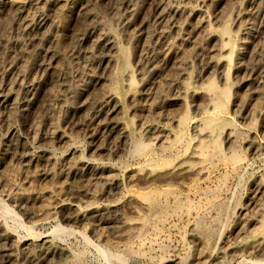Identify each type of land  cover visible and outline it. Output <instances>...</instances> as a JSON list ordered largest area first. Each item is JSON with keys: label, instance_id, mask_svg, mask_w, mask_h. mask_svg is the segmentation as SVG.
<instances>
[{"label": "bare ground", "instance_id": "obj_1", "mask_svg": "<svg viewBox=\"0 0 264 264\" xmlns=\"http://www.w3.org/2000/svg\"><path fill=\"white\" fill-rule=\"evenodd\" d=\"M101 1L103 0H0V51L13 46L19 48V53H21L19 54L21 55L20 58L10 60L9 65H5L7 66L6 71L3 70L2 73L0 72V82L1 79L3 81L0 84V107L10 111L14 106L24 102L21 115L22 119L24 120L26 116L33 117L34 119L37 111H39H36L37 108H34L37 96H40L45 91L47 83H50L53 85V90L48 91V95H46V97L48 96V100L46 98L47 102L44 103V108L52 116L53 109L51 102L52 100H57L59 97L61 99L59 87L61 86L60 82L64 81L62 86L72 94V100H69L70 105L67 107L72 115L77 114L79 110L78 104H80L79 100H83L81 103L82 107L90 111L82 119V123H88L89 121L90 123H98V125L104 128L103 130L109 131L110 136H118V139L128 149L129 156L138 161L135 168L137 173H145L150 178L161 173H166L169 177L167 179L162 178L165 180L163 185L157 186L151 183L149 185L146 184L147 187L143 189H130L128 191V195L131 198L128 205L131 207L132 214H134L133 218H129L122 213V210L127 205L124 206L121 201H105L103 199L104 202H98L99 195H102V197L105 195L110 196L113 191L122 189V180L115 174V165L105 163L104 161L103 163L94 164L91 170L85 172L83 169L84 165L82 164L84 155L80 153L78 160H69L67 162V176L80 175L82 177L86 174L100 182L102 181V187L99 186L100 190L98 191L94 189L95 192L92 191L93 193L84 185L83 187H69L72 190V194L76 197L81 196L83 193L89 196L88 198H90L91 202L86 206L75 203L74 198H56V196H64L66 186H56L63 171L58 169L60 162L55 158L56 155L54 156L53 144L55 142L63 143L66 146L67 152H71L73 155L79 150H76L77 148L75 146L77 145V141L75 138L60 130L59 124L56 121L51 122L53 119H50L52 123L51 132L44 138H41L42 136L39 134L38 124L33 128L35 141L39 142V140L44 139L45 142L47 141L49 143V148L45 146L46 148L40 149L37 155L33 153V155L25 153L23 156L20 155L22 158L20 160L24 164V171L20 172L19 169V171H15L16 174H23L24 172V175H26L25 171L29 173V170L34 167V171L32 170L33 173H27L25 177L26 185L28 186L27 189L17 193L8 190L12 173L9 172L7 174L3 171L4 168L0 170V189L9 200L20 204V206L22 205L26 210V214H39V218L42 220L45 219V221L51 218L55 211L73 209L74 218H71L78 221H84L90 211L95 212L101 221L111 222V224L113 223L115 225L116 235L118 234L121 240V244L116 247H120L121 252L128 253V255L140 253L143 246L147 243L159 244L160 249L165 252L166 245L164 247L157 240L162 226L174 220L186 218L188 220L186 224L194 222V231H196L198 236L197 240L202 244L201 247L208 252L211 242L209 237L215 232L216 227H224L225 217L228 215L226 213L227 215L225 216V212L227 211H225L226 200H224V196L230 193V181L240 176L242 169L249 162L244 150V144L248 145L246 150L248 148L249 151L254 153H259L260 150L264 149V136L262 140H257L250 130L248 134L252 139L247 142L244 138L246 133L236 123L234 117H229V102H231V95L234 89L240 91L243 89V86L255 84H258L257 86H264V0H236V2L233 0H220V2L218 0H203V6L202 3L201 5L199 4L202 6L200 8L194 5L195 2L193 6L187 0H113L115 8H112L116 12L121 7H125L124 9L130 13L128 19H124L125 23L123 27L126 30H131V28L135 30L132 29L133 33L128 35L129 39L132 44L136 46L140 45L143 52L150 51L153 48V42L156 43L162 40L168 42V38H171L170 35L173 34L168 29H176L175 31L178 32V36H176L178 40L176 42H168L160 56L153 55L151 57L153 61L150 67L151 69L147 73H143L142 78L139 79L140 86L135 90H131L136 84L133 75V64H131L130 52L132 51H129L131 49L128 50L120 43L118 31L101 17V14L104 13L107 15L109 11V9L100 10L98 8ZM239 1L245 2L247 8L244 7L245 11L239 15L238 24L240 31L234 33L231 31L226 17L232 9L234 11V6ZM219 3H224L225 6L220 10L221 17L215 15L216 11L219 10ZM150 10L155 11V19L163 27L161 29L162 31L159 29L161 31H159V34L151 33L147 29L146 18L144 17L148 15ZM135 18L140 22V25L134 21ZM217 18L218 20L220 19L219 22H223L221 29H215L212 25V21L213 23L218 21ZM212 19L216 20L214 21ZM257 24L260 25L258 31L255 30ZM17 26L22 29L24 37L27 38L25 40H29L32 44L33 48L31 47V49L34 50H32L33 53H28L26 46H24V41L19 40V35L18 37L15 35V38L13 37L14 39L10 38L11 35L17 32H15ZM188 29H190V33ZM144 30H148V33L146 34ZM138 32H142V36L144 34L146 35L142 38L137 34ZM178 44L180 46L183 45L184 48L188 45L189 48L187 46L185 49L180 50ZM205 45H212L211 48L213 50H209L210 52L206 51L208 56L205 55L206 57L202 62L204 65L203 73L206 75V72H208L211 75L209 76L213 78L206 79L209 82L204 86V91H199L190 87L192 76L187 71H189L188 68L190 67L191 59L201 57L206 53ZM79 46L86 47L84 54L87 53V56L92 55L95 51L97 53L99 51L101 55L103 54L104 58L102 61H99L100 63L97 66V68L99 67L102 70V73H100L102 74L101 78L94 76L92 72H89L90 70H81L82 81L75 86L70 83V77L68 76L69 73L72 74L75 70L74 56L77 55L75 49ZM40 53L46 55L45 60L41 59ZM1 54L0 62L2 61ZM45 55L43 56L44 58ZM159 58L162 59V65L158 61ZM38 71H41L42 75L44 73L46 78H49V80L47 79L49 82H41L35 79L34 76ZM64 72L67 76L65 79L62 78ZM11 73H15L14 78H10V81L4 82ZM140 73L142 74V72ZM256 76L260 79L257 78L254 80L253 77ZM215 78L220 79L222 84H218L220 81L217 83ZM155 80L158 84L166 85L172 83L180 85V95L175 100L185 102V112L178 119L175 116L176 119H172L171 123H168L169 125L167 126L143 125L142 130L148 136L145 140L134 129L131 121H125V108L123 105L125 97L121 93V87L128 84L131 88L128 93V99L133 104V108H136V103L140 104V101L151 97L154 92L152 82H155ZM257 95L261 96L259 92ZM196 100L202 101L208 106V110L205 111V109V112H202V117L198 119L191 116V110L188 106L189 103L195 102ZM235 106L234 109L237 108V111H240V113L246 112L247 114V111H249L245 99L237 102ZM237 111L236 113H238ZM82 113L84 114V112ZM36 118L35 120L38 119ZM24 141L23 138L17 136L13 131L9 132V139L6 141L2 140L0 136V165L3 159L6 160L10 150L16 151L17 153L21 149L24 150L26 143ZM39 164L45 165V168L39 170ZM120 164L126 165L125 162ZM5 170L7 171V169ZM41 177L50 180L51 186H45L40 192H34L32 190L33 185L41 181ZM160 184L162 183L160 182ZM252 185L246 204L239 207V215H237L240 220L239 223L237 222L238 224L234 228L235 230L232 229L235 232V240L234 242L228 241L229 250H240L247 244L245 248H252L256 253L263 252L264 177ZM69 188L68 191L70 190ZM55 194L56 196H54ZM2 214L15 216L14 212L8 205L2 202L1 198L0 216ZM16 215L18 216V214ZM253 225H260L258 226L257 232L261 236L254 235L256 238L251 241L244 240V237L241 238L242 233H249L248 230ZM184 226L183 229L186 228ZM7 229V225L5 226V224L0 223V254L9 256L10 261L8 260L7 262L14 264L15 260L13 261L12 248L5 247L6 244L9 245V243H12L14 233L12 234ZM63 230L64 234H67L65 233L67 229H63L60 225V227L55 228L53 234L56 235V233L63 232ZM72 231L69 232L72 233ZM77 233L79 232L77 231ZM40 236L42 235H39L40 243L38 245L40 248V257L36 258L30 255L29 264H60L65 259V250L63 248L53 247L47 236ZM54 239L56 238L54 237ZM182 240L184 242L186 240V234L184 232ZM134 244L138 246L136 250L134 249ZM99 251L104 257H107L105 250L99 249ZM187 251L189 252L188 249ZM201 253L205 254L204 251L200 252L199 258H203L204 256ZM185 260L182 258L179 263L184 264Z\"/></svg>", "mask_w": 264, "mask_h": 264}, {"label": "rangeland", "instance_id": "obj_2", "mask_svg": "<svg viewBox=\"0 0 264 264\" xmlns=\"http://www.w3.org/2000/svg\"><path fill=\"white\" fill-rule=\"evenodd\" d=\"M187 1H190L191 5H193V3L195 2L194 5L197 8H200L203 6V2H202L203 0H187ZM218 1L220 2V0H218ZM233 1L236 2V0H233ZM201 3H202V6H200ZM219 4H220L219 10L216 11L215 15L221 17L220 10L224 6V3H219ZM237 4H238V6H237ZM237 4L234 6V11L238 7L239 8L235 12L232 9L226 17L228 19L229 24H230L229 27H230L231 31L234 33H238L240 31L239 30V24H238L239 15L245 11L244 7L247 8L245 2L239 1ZM112 7L115 8L113 0H103L100 2L98 8L100 10H104V9L108 10L109 9L110 12L108 11V14H107L108 16L103 13L104 15L101 14V17L104 18L105 21L110 26H112L114 29H116L118 31V34L120 37V43L125 48H127L128 50L131 49L129 51H132V52H130L131 53V60H132L131 64H133V67H132L133 72H134L133 75H134V79L136 82L135 87L134 86L132 87L133 89H131L128 86V84L121 87V93H122L123 97H125L123 100V105L125 108V117L124 118H125V121L126 120L131 121L132 124L134 125V129L137 131V133L142 135L143 138L146 140L148 138V136H146L145 132H143V130H142L143 125L144 126H151L153 124V125H157V126L162 125V127L167 126L171 123L172 119H176V117L178 119L180 116H182L184 114L185 102L182 100H181L182 102L175 100L176 97H178L180 95V90H179L180 85L168 83V84H166L167 85L166 86L165 84H158L156 80H155V82L153 81L152 82V84H153L152 88L154 87L153 88L154 92L151 95V97H149L150 99L147 98L148 100L147 99L142 100V101H140L141 103L138 101L140 104L136 103L135 104L136 108H133V104L128 99V93L130 92V89L135 90V89L139 88V86H140V83H139L140 80L139 79L142 78L143 73L145 74L148 72L149 69H151L150 67L152 66V62H153L151 57L153 55H159L160 56V54L166 48V45L168 42H176L178 40V37H176V36H178V34H177L178 32L175 31L176 29H173V30L168 29L169 32L172 31L174 34V35L173 34L170 35L171 38H168V42H166L165 40L159 41L160 43L159 42H156V43L153 42L152 46L154 49L152 48L148 52L147 51L143 52L140 45L136 46L135 44H132V42L129 39L128 35L132 34L134 29L133 28H131V30L128 29L131 31L130 32V31L124 29V27H123V24L125 23L124 19L125 18L128 19L130 13H128L127 10L124 9L125 7H121L119 9L120 11L118 10L117 12ZM240 11H242V12H240ZM154 12H155L154 10H150L148 15H145L144 18H146L147 26L149 28L152 27L151 29H149L147 27L149 32H151V33L154 32L156 34L157 33L159 34L162 31L161 29H163V27L156 21ZM231 17H232V19H231ZM135 19H134V21L136 23H138V25H140V22H138L137 19L136 20ZM212 20H214V19H212ZM217 20H218V18H217ZM219 21H220V19L214 23L212 21V25L215 29H219V28L221 29L223 27V22H219ZM236 21H237V23H235ZM216 23H217V25H216ZM219 25H220V27H218ZM259 27H260V25L257 24L255 30L258 31ZM154 29H156V30H154ZM148 30L147 31L144 30L146 34L148 33ZM126 31H128V32H126ZM15 32L16 33L11 35L10 38L12 39L15 35H17L16 37H18V35H19V40H21L22 42L24 41L23 43H24V46H26L28 53L29 54L33 53L34 50L31 49V47L33 48V46L29 40H25L26 37H24V33H23L22 29L17 26ZM174 32H176V33H174ZM188 32L190 33V29H188ZM137 34H139L142 38H144L143 36L146 35V34H144L142 36V32H140V33L138 32ZM20 36H21V38H20ZM148 36H150V35H148ZM27 41H29V42L27 43ZM25 43H27V44L25 45ZM187 46L188 45H186L185 48ZM205 46H206V47H204L205 52L209 51V50L210 51L213 50V48H211L212 45H210V46L205 45ZM28 48H30V49H28ZM81 48H83V49H81ZM85 48H86L85 46H81V47L79 46V47H77V49H75L76 50L75 53L77 54L74 56L75 57V70L72 72V74L69 73V76H68V77H70L69 78L70 83L75 85V86L78 85L79 82L81 83V81H82L81 72L83 70L84 71L90 70L89 72L90 73L92 72L94 76L100 77V78L102 77V74H100V73H102V70L99 67L97 68V66L100 63L99 61H102V59L104 58L103 54L101 55L99 51H98V53H97V51H95L92 53V55L90 54L87 56V53L84 54L86 51ZM178 48L180 50L185 49L183 45L180 46L179 44H178ZM187 48H189V46ZM19 51H20L19 48H16L13 46L8 47V48L0 51V53H2L1 54L2 61L0 62V72L1 73L3 70L6 71V68L10 63V60L12 61L13 59L20 58L21 55H19V54H21V53H19ZM39 55L41 56L42 60L46 59V55L44 53L43 54L40 53ZM44 55H45V58L43 57ZM205 55L208 56V53L206 52L201 57H196V58L191 59L192 64L190 63V65H189L190 69L188 68L189 71H187V72L191 73L192 78L190 81V87L194 90L204 91V86L207 84V82H209L208 80L213 78V77H210L211 76L210 73L206 72V75H205V73H203V66L204 65L202 62H203L204 58L206 57ZM198 59H200V60L198 61ZM158 61L161 65L163 64L161 58H159ZM193 61H194V63H193ZM5 65H7V66H5ZM3 67H4V69H3ZM77 67H79V68H77ZM138 68H139V71H138ZM140 72H142V74ZM12 74L13 73H11V75H9L4 82H7V81H10L11 79H13L15 76V73L13 74V76H12ZM66 77L67 76L64 72L62 74V78L65 79ZM34 78L41 81V82L42 81L43 82H45V81L49 82L48 81L49 78L48 77L46 78L44 73L42 75L41 71H38L35 74ZM204 78H205V80H204ZM257 78H259V77L258 76L253 77L254 80H256ZM206 79H208V80H206ZM231 79H233V78H231ZM215 81L218 83L220 81V79L215 78ZM2 82L3 81L1 79L0 84ZM103 82H106V81H103ZM60 84H61V86L59 87V91L61 94V99H59L60 98L59 97L57 100H52V102H51L53 114L56 117L53 114L51 116L50 113H48L47 110L44 108V103H46L48 100V98H47L48 96L46 97V95H48L47 94L48 91L53 90V85H51L50 83H47V86L45 87V91L43 92L44 94L41 93L40 96H37V100L35 101L34 108H37L36 111L39 110V111H37L38 114L36 113L35 118L38 116L37 118L39 119V122H38L37 118H36L37 120H35V118L33 119V117L31 118L30 116L29 117L26 116L24 120L22 119L21 115H22V109H23V105H24L23 103L24 102H21V104L14 106V107H16L14 111H13L14 107H13V109H10V111L0 107V136H1L2 140H4V141L8 140L9 139V132L13 131L16 133L17 136H19L20 138H23V141L25 140L24 143L26 142L24 150L21 149L18 151V153L16 151L10 150L9 155L6 157V160H4V159L2 160V162H4V163L1 162L0 170L2 168H4L3 171H5L7 174L9 172H11L13 174L12 175L10 173L12 176V179H11L10 185L8 186V190L12 191L13 193H17V192H21V191L27 189L28 186L26 185L25 177H26L28 172L26 173V171H25L26 175H24V172H23V174H19V173L16 174L15 173V171L17 172V171H19V169H20V172L24 171V169H23L24 164L20 160V159H22L21 156H23L24 153L29 154V155H33V154L37 155V153L39 152L40 149L46 148V147L49 148L48 147L49 143L47 141L45 142L44 139L39 140V142L35 141L34 136H33V131H34L33 128H35L38 124L39 134H40V136H42L41 138H44L49 132H51V124H52L51 122L56 121L59 124L60 130L66 132L68 135H71L72 137L75 138V140L77 141V145L75 147L77 148L76 150H79V151L77 153H75V155H73L71 152H67V150L65 148L66 146L63 143L55 142L53 144L52 148L54 151V156L56 155L55 158L58 159L60 162V167L58 169H60V171H63L61 176H60V179H58V181L56 183V186H58V187L59 186H64V187L66 186L65 188L67 190V191L65 190V193L63 194L64 196H62V197H57L56 194L54 196H56V198H67V199L74 198L73 200L75 201V203L81 204L82 206H86L88 203L91 202L90 198H88L89 196L85 195V193H83L81 195L82 197L81 196L76 197L72 194V190L70 188L71 187H73V188L74 187H81V186L83 187V185H84V186H87L89 188L90 192H92V191H94V189H95V191H98V190H100V187H102L101 186L102 181L100 182L99 180H96L94 177L88 176L86 174H84L82 177H80V175L67 176V168H66L67 162L69 160H78V157L81 153L84 155V160L82 162L84 167H83V165H82V167H83L85 172L86 171L88 172L89 170H91V168L94 166V164L96 165L99 163H103L104 161H105V163H110L112 165H115L114 166L115 174H117L118 177L122 180V189H119L117 191L116 190L113 191L110 194V196L105 195L102 197V195L101 196L99 195L100 197L98 196V199L100 200V198H101V200L100 201L98 200V202H104L103 199L105 201H121V203L124 204V206L127 205L122 210L123 211L122 213L125 216H128L129 218H133L134 214H132L131 209H130L131 207H129V205H128V203L131 201L130 195H128V191L130 189H134V190L143 189V188L147 187L146 184L149 185L151 183H154L157 186L163 185L165 180L162 178L167 179L169 177V175H167L166 173H161V174L152 176L150 178L145 173H140V174L137 173V170L135 168L137 166L138 161L136 159L134 160L133 158H131L129 156L128 149H126L124 146V143L118 139V136H114V135L110 136L109 131L103 130L104 128L101 125H98V123H90V121L88 123H86V122H83L84 124L82 123V121H83L82 119H84L85 116L90 111L89 109L82 107L81 103L83 102V100L82 101L79 100L80 104H78L79 110H78L77 114L76 115L71 114V112L68 110L67 107H68V105H70L69 100H72V94L69 93L68 91H66L64 89V87L62 86V84H64V81L60 82ZM218 84L221 85L222 82L220 81ZM257 85L255 84V85H250V86H245V87L243 86L242 87L243 89H241L240 91H237V89H234L232 91V95H231V100H230L231 102H229V115H230L229 117H232V118L234 117L236 123L246 133V135L244 133V135H245L244 138L246 139L247 142H248V140L252 139V137L248 134V132L250 130L253 132V136L256 137L257 140H262V137L264 136V117H263L264 116V98H263L264 97V86H262V85L257 86ZM258 92L261 94V96L257 95ZM70 96H71V98H70ZM62 97H64V98H62ZM46 98H47V100H46ZM64 99H65V101H64ZM238 99H239V101L245 99V102L247 103V108L249 109V111H247L248 112L247 114H246V112L240 113V111H237V108L234 109L236 107L235 104H237V102H239ZM173 100H175V101H173ZM66 102H68V103L66 104ZM58 105H59V107H58ZM188 106L190 107V110H191L190 111L191 116H193V118H197V119L202 117V115H203L202 112L205 109H206L205 111L208 110V106H206V104H204L202 101H199V100H196L195 102L189 103ZM235 110L238 113H236ZM254 110H255V112H254ZM7 112H9V113H7ZM82 112H84V114ZM249 112L251 115L249 114ZM48 115H50V116H48ZM237 115H239L238 118H236ZM253 115H255V116H253ZM2 118H5V119H2ZM46 118H48V119H46ZM70 118H71V120H70ZM50 119H53V120H51V122H50ZM143 122H144V124H143ZM163 123H164V125H163ZM76 125H79V126H76ZM140 125H141V127H140ZM249 125H250V127H249ZM21 127H22V129H21ZM5 129H6V131H5ZM94 143H96V144H94ZM244 147H245L244 150L246 152V155H247L249 162L242 169L240 176H238V177H236L230 181V190H229L230 193H228V195L225 194V196H224V200H226L225 201V203H226L225 211H227V212H225V216L227 214L228 215L225 217L224 227L223 226L222 227H220V226L216 227L215 232L209 237V240L211 242L209 245L210 249L208 252H206L204 250V248L201 247L202 244L200 243L199 240H197L198 236L196 234V231H194V226H195L194 222H192L190 224L187 223L189 225L188 226L186 224V222L188 221L186 218H183L181 220H174L171 223H167V224L162 226L161 233H159V235L157 236V240H158V243H160L164 247L166 245L165 252H163L160 249L159 244L147 243L146 245L143 246L142 251L140 253H138V254L134 253V254L128 255V253L121 252L122 250L119 249L120 247L119 248L116 247L119 244H121L120 243L121 240L118 237V234L116 235L117 232H116V229L114 228L115 225L113 223L111 224V222L101 221V219L96 216L95 212L90 211L84 221H78V220L71 218V217L74 218L73 212H72L73 209L65 210V211H55L54 215L51 218L46 219V221H45V219L42 220L41 218H39V214H36V215H33L32 213L26 214V210L22 207V205L20 206V204H18L16 202H12L11 200H9L8 197L0 189V199L2 198V202H4L6 205H8L9 208L15 214V216L4 215V214H2L0 216V223L5 224V226L7 225V228L9 229V230L8 229L7 230L12 232V234L14 233L12 243H9V245L6 244L5 247L6 248L7 247L12 248V257L14 258L13 261L15 260L14 264H29L30 255H32L33 257H36V258L40 257V255H39V253H40L39 249L40 248L38 247V245L40 243L39 235H42L40 237L47 236L50 239V240L49 239L48 240L50 241V243L53 247L63 248L65 250V252H66L65 259L60 264H109V262H110V264H182V263H179V262H181L180 260L182 258L184 260L186 259L184 264H202V263L205 264V261H206V264H212V262H213V264H217V263H219V264H221V263L222 264H264V253H263L264 249H262V251H263L262 253L261 252L256 253L255 250H253L252 248H249V247L245 248L247 244H245V247H243L244 249L243 248L240 250L239 249L238 250L237 249H233V250L228 249L229 242H234V240H235V232L232 231V229H234L236 227V225L239 223V220H240L238 217L239 207H242L246 204V200L249 196V192L251 190V187L253 186L252 184H254L256 181H259L262 177H264V153H263L264 149L260 150L259 153H254V152L249 151L247 148V150H248V153H247L246 147H248V145L244 144ZM126 158L128 159V161ZM121 161L125 162L126 165L120 164V163H122ZM32 168L33 169L29 170L30 174L33 173V171H34V167H32ZM44 168H45V165L39 164V166H38L39 170H43ZM5 169H7V171ZM85 175H86V177H85ZM159 176H162V177H159ZM41 178H42V179H40L41 181H38L37 183H35L33 185L32 190L34 192H40L41 189L44 188L45 186L46 187L51 186L50 180H46L44 177H41ZM258 178H259V180H258ZM147 182H149V183H147ZM160 182L162 184H160ZM68 188L70 189L69 191H68ZM96 188H98V189H96ZM126 208H128V209H126ZM16 214H18V216ZM3 215H4V217H2ZM12 217H13V220H12ZM36 217L39 219H37ZM14 221H16V222H14ZM24 224L26 227L24 226ZM60 225L62 226L63 229H67L65 231V233H67V234L69 233L68 235L64 234V230H63V232H60V233L55 232L56 235L53 234L55 228L60 227ZM29 226H30V229H29ZM183 226H184V228L185 227L186 228L183 229ZM258 226H260V225H253V227L249 228V230H248L249 233H247V232L242 233L241 238L244 237V240L251 241V240L256 238L255 236H258V237L261 236V234L257 232ZM191 227H192V230H191ZM102 229H104V230H102ZM76 230L79 233H77ZM182 230H183L184 234H186L185 242L182 240V235H183ZM27 231H28V233H27ZM31 231H33L34 233ZM69 231H72V233ZM51 232H52V235H51ZM57 234H58V236H57ZM60 234H61V236H60ZM95 236H96V238H95ZM54 237L56 239H54ZM152 237H154V236H152ZM220 237H221V239H220ZM86 239H88V240H86ZM134 247H135L134 249L136 250L138 248L137 244H134ZM98 248L105 250L107 252L106 253L107 257H104ZM187 249L189 250V252L187 251ZM196 251H197V253H196ZM203 251H204V253L205 252L206 253L205 254L201 253L204 256H203V258H201V257L199 258L200 252H203ZM143 252H145L146 254ZM140 254H142V255H140ZM135 255H137V256H135ZM160 255H162V256H160ZM6 256L7 255L0 254V264H9V262H7V261L8 260L10 261V257L9 256L6 257ZM142 256H145V257H142ZM245 260H246V262L247 261L248 262L247 263L244 262ZM241 262H243V263H241ZM253 262H255V263H253ZM37 264H42V263H37Z\"/></svg>", "mask_w": 264, "mask_h": 264}]
</instances>
